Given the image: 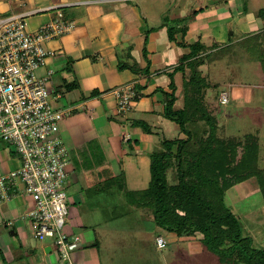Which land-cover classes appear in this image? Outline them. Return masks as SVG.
Returning <instances> with one entry per match:
<instances>
[{
    "label": "crops",
    "instance_id": "0c3cea01",
    "mask_svg": "<svg viewBox=\"0 0 264 264\" xmlns=\"http://www.w3.org/2000/svg\"><path fill=\"white\" fill-rule=\"evenodd\" d=\"M35 2L39 5L28 11L23 10L25 5L21 6L19 3L11 9L14 10L13 14L31 13L26 18L29 31H35L42 24L54 20L58 13L65 22L72 24V28L66 34L46 43L47 50L52 55L45 60L39 75H43L47 70L53 71L51 97L55 98L59 108L71 110L70 115L60 123L59 132L65 145L73 148L69 176L73 177L74 187L76 185L79 191L76 199L83 207L88 205L90 209H92L90 201L88 202L90 196L84 195L82 191L84 185L80 184V181L84 182L89 174L95 176L100 185L105 179L121 176L120 174H123L128 183L126 172H122L119 163L115 162L116 146L130 145L129 152L123 149L122 153L135 159L134 165L130 168L136 173L145 174L146 168L149 169L148 154L149 145L153 141L150 140L152 135L143 133L132 123L141 120L148 125L150 123L154 131H159L158 125H154L153 122L156 118L163 120L162 132L169 126L162 118L161 94L154 92L157 88L169 92L170 73H173L177 96L175 107H182L179 106L181 103L179 100L183 97L180 90L184 73L174 70L177 66L186 64L181 62L190 52L188 46L196 43L207 46L208 54L228 45L229 36L233 34L232 29L235 27L246 34L249 41L256 32V35L264 32L258 28L260 23L257 18H253L251 14L243 16L238 0H193L194 3L188 7L175 2L171 5L170 11L175 26L173 41L169 39L168 31L163 25L155 28L147 24L149 3L146 13L142 15L135 6H129L130 4L122 0ZM35 2L33 0V3ZM189 14L192 19L187 22ZM118 23H122L120 29ZM146 37L147 59L150 62L148 74L119 71L117 68L119 61L135 63L140 69L145 67L142 49ZM55 76L60 78L54 80ZM61 84L68 86L66 93L59 92L56 88ZM94 91H97L98 95L91 97ZM121 95L128 99V105L124 109L119 105ZM1 153L0 174H7L18 168V160H11V163L9 160L2 161ZM20 185L9 188L6 192L0 191V264H58L57 256L52 255L51 245H43L42 252H36L37 243L25 218L30 200ZM112 186L113 190L118 189L116 185ZM110 187L111 185L108 188ZM106 192L109 191L104 188V193ZM141 216L139 218L143 220ZM253 234L258 242L264 243L263 235ZM119 236L113 235V240ZM107 237L104 236L100 240L106 241ZM191 237V240L187 237L182 238L184 244L189 246L187 251L201 250L198 235ZM81 238L82 244L73 256L74 263L104 264V258L98 256L100 252L97 235L88 232L85 237L82 233ZM140 239H143V235ZM182 239L178 236L177 243ZM91 243L94 244L93 247L90 246ZM103 247L107 253L114 251V247L115 250L124 253L129 251L125 245L124 249L118 244ZM36 253L38 256L35 257ZM107 261L110 264H118L111 256L107 257ZM203 263L207 264L206 261Z\"/></svg>",
    "mask_w": 264,
    "mask_h": 264
},
{
    "label": "rangeland",
    "instance_id": "374dc122",
    "mask_svg": "<svg viewBox=\"0 0 264 264\" xmlns=\"http://www.w3.org/2000/svg\"><path fill=\"white\" fill-rule=\"evenodd\" d=\"M35 1L36 0H34V2ZM68 1L69 0H51V3H66ZM175 2H179L182 6L187 7L194 3L193 0L125 1V3L130 4L129 6H135L139 11L138 13L142 15L146 13L145 11L148 7L147 3H149V20L147 19V24L149 27L155 28L163 25L164 29H167V31L169 28H172V31L175 29L172 23L173 19L170 16V11L172 10L171 5ZM17 3L21 6L25 5L23 6V10L25 11L34 9L39 5L37 2L33 3V0H0V17L12 15L14 10L12 11L11 9L14 8V5ZM238 3L243 16L251 14L253 18H257L260 23L258 24V28L260 27V31H264V0H238ZM190 16L186 18L187 22L192 19V16ZM121 25L122 23H118V29L121 28ZM232 31L233 34L229 36L230 43L224 46V48L218 49L213 53H208L209 57L204 58L203 64L198 67L201 72L200 76L204 78L208 86L210 85L212 87L206 90L204 103L208 111H210V114L216 116V135L220 140L228 141L229 138L243 140V137L248 134L258 137V168L263 169L264 64H262V61L264 58L261 60L259 57H264V32L261 34L259 33L260 35H256V32L253 34V37H251V41H249L247 35L241 33L236 27L233 28ZM116 41L119 42L118 40ZM249 43H251L252 47L254 46V51L258 56L251 52ZM204 47L208 50L207 46ZM44 48L48 49L47 44H44ZM189 72V69L186 68L185 75H189ZM54 78V80H56L60 77L55 76ZM183 82L184 81H182V85ZM182 85L180 91L183 95L187 90H185ZM178 86L180 87L179 82ZM56 88L62 93L68 91L66 84H61ZM223 94L227 100V103L224 105L219 102L220 96ZM179 101L181 102L179 106H183V97ZM52 105L59 108L57 102L52 101ZM162 118L165 119L164 117ZM165 120L169 126L165 128V131H163L165 133H163V120L153 119L154 125H158L160 130L154 131L156 133L150 138V140L153 139V141L149 145V154L154 149L158 148L159 141L163 135L168 139L183 137L180 130L173 122L167 119ZM66 147L71 157V155H73V148H70V145ZM0 148H2L0 149V152H2V161L8 162L9 160L11 163V160H18L16 155L13 154L12 150L5 143L0 142ZM129 148L130 145L126 144L123 146H116L114 150L115 162L117 164L119 163L122 172H126L128 181V183H126L123 174H120L121 179L117 182H120L125 189L137 193V196L140 197L139 195L147 189L150 173L148 168H146L145 174L143 172L136 173V171L130 168L134 165L135 159L126 157L122 153L126 149L127 152H129ZM67 171L70 173L71 166H68ZM79 178L80 180L82 179L81 177ZM81 183L84 185L82 186L84 195L90 196L88 202L90 201L89 204L92 206V209H90L88 205L83 207V205L77 201L76 197L79 191L76 185L74 187L73 177L69 176L65 188L67 207L70 212L66 229L69 233H80V236H82L83 233L85 237L88 232H94L97 238H99L98 249L100 255L98 256L104 258V264H110L107 261L108 256L117 260L118 264H204L203 261H206L207 264H223L220 262V256L209 252L206 248L208 252L203 249L205 247V242L203 243L202 233L195 232L194 234L196 236L198 235V239H200L199 243L201 244V250L193 251L192 249L191 252L187 251L189 246L184 244L182 238L187 237L188 240H191V236H179L182 240L180 243H177V235H172L165 231L162 226L160 227L157 225L148 209L143 212L144 208L138 209L134 207V205L131 204L133 202L125 200L123 193L116 191L118 189L113 190V186L109 189L108 187L100 185L97 178L90 174L86 177L84 182L80 181V184ZM104 188L109 192L104 193ZM110 192H112V194ZM123 197L124 201L122 199ZM135 200L136 195H134V200L132 199V201L135 202ZM224 204L237 217L243 236H249L252 239V245L256 249L264 251V243L258 242L253 236V233L264 236V201L259 192L256 180L251 178L240 185L230 188L225 194ZM140 216L143 217V220H140ZM261 221L263 222L261 223ZM146 234H148V236H146ZM113 235L120 236L115 237L113 240ZM142 235L143 239H140ZM104 236H108L107 240L101 241L100 239L104 238ZM157 237L165 241L166 245L164 248H157L155 242ZM171 237H173L174 240H172ZM254 239L256 241H254ZM36 243V252H42L41 247L43 245H53L51 240L36 241ZM116 244H118L121 249H124L125 245L129 251H125L126 253H124L120 250H115L116 247H114V251L107 253L103 247ZM90 246L93 247L94 244L91 243ZM226 246H229V244ZM94 249L97 250L96 247ZM52 255L56 257L54 251ZM36 256H38V253L35 254V257ZM177 257L178 259H176ZM232 259L233 261L231 262L233 264L234 261H236V264L238 263L235 255H233ZM261 260L264 262V258H261ZM242 263L244 264L243 261ZM58 264L61 263L58 261Z\"/></svg>",
    "mask_w": 264,
    "mask_h": 264
},
{
    "label": "trees",
    "instance_id": "16d2710c",
    "mask_svg": "<svg viewBox=\"0 0 264 264\" xmlns=\"http://www.w3.org/2000/svg\"><path fill=\"white\" fill-rule=\"evenodd\" d=\"M168 36L173 41L172 28L168 29ZM146 45L147 37L142 49L146 62L143 69L135 63L119 61L118 70L147 75L150 62ZM188 47L190 52L181 62L186 64L174 70L184 73L182 86L187 92L183 94V106L175 107L177 96L173 73H170V91L157 88L154 92L161 94L162 116L173 122L183 137L168 139L164 135L158 148L148 154L150 179L140 197L117 182L120 176L105 179L101 185H116L125 200L133 202L131 204L138 209H148L155 223L169 233L177 236L202 233L205 248L220 256L223 264H233V255L239 264H243L242 261L244 264H264L261 260L264 251L256 249L249 236H243L237 217L224 204L230 188L251 178L256 180L264 201V168H258V137L248 134L243 140L229 138L228 141L217 137L216 116L210 114L204 103L205 92L212 87L205 83L198 69L203 59L209 56L199 43ZM249 48L258 56L251 43ZM186 68L189 75H185ZM96 95L98 92L94 91L91 97ZM132 125L149 136L154 135L152 125L146 122L134 121ZM134 195L135 202L132 201Z\"/></svg>",
    "mask_w": 264,
    "mask_h": 264
},
{
    "label": "built area",
    "instance_id": "2783aa9c",
    "mask_svg": "<svg viewBox=\"0 0 264 264\" xmlns=\"http://www.w3.org/2000/svg\"><path fill=\"white\" fill-rule=\"evenodd\" d=\"M30 14L0 17V142L19 161L18 168L0 174V191L21 184L30 200L25 218L33 238L51 240L50 249L57 260L75 264L73 256L82 238L66 229L69 210L65 188L71 159L59 132L60 123L71 110L52 105L56 101L51 97L53 71L38 74L52 55L44 44L66 34L72 24L58 13L54 20L29 31L26 18ZM119 98L124 109L128 99L125 95ZM219 102L227 103L224 94ZM155 242L159 249L166 245L160 237Z\"/></svg>",
    "mask_w": 264,
    "mask_h": 264
},
{
    "label": "water",
    "instance_id": "95a60500",
    "mask_svg": "<svg viewBox=\"0 0 264 264\" xmlns=\"http://www.w3.org/2000/svg\"><path fill=\"white\" fill-rule=\"evenodd\" d=\"M231 34V33H230Z\"/></svg>",
    "mask_w": 264,
    "mask_h": 264
}]
</instances>
